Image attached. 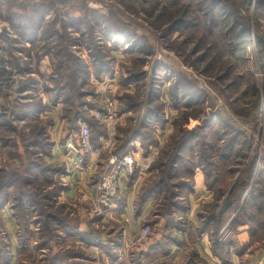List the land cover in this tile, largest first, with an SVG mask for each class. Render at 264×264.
<instances>
[{"label":"rangeland","instance_id":"obj_1","mask_svg":"<svg viewBox=\"0 0 264 264\" xmlns=\"http://www.w3.org/2000/svg\"><path fill=\"white\" fill-rule=\"evenodd\" d=\"M214 1L0 0V170L18 175L0 203V264H264V207L243 210L252 189L264 206V0ZM53 30L80 67L46 55ZM107 99L113 139L95 118ZM83 126L94 152L80 158ZM187 131L194 151L173 162ZM126 149L140 167L104 201L98 184Z\"/></svg>","mask_w":264,"mask_h":264},{"label":"trees","instance_id":"obj_2","mask_svg":"<svg viewBox=\"0 0 264 264\" xmlns=\"http://www.w3.org/2000/svg\"><path fill=\"white\" fill-rule=\"evenodd\" d=\"M223 1H225V0H215L214 1V3H213V7L214 8H217L218 6H224V5H221L222 3H223ZM49 11V10H48ZM98 19H99V21H97L96 20V22H97V24H99L100 25V23L101 24H104L105 22H106V20H103L102 18H101V15L100 16H98ZM51 26H55L56 24H57V22L55 21V20H53L51 23ZM71 25L72 24H70V23H66V22H62V25H61V27L64 29V31H66L68 28H70L71 27ZM40 29H42V28H40ZM39 30H37V28L35 27V28H32V30H31V32H30V36H37L38 35V32ZM108 32L109 33H111L112 32V30H110V29H108ZM46 32L44 33V36H57V39H56V41H53L52 42V45H55V46H53V48H50L49 50H47L46 51V55H50V56H52V57H56V55H59V57H62V60H61V66L59 67V70L58 71H62L64 68H67V70L68 71H71L72 70V68H73V66H77V67H80V62H78L77 61V65L76 64H74V56H72V51H71V46L69 47L68 46V44H70V43H68L67 41H66V39H64V38H62V37H60V36H58V33L56 32V30H53V32L51 33V34H46ZM52 37H50V38H45V39H43V40H50V39H54V38H52ZM114 38H116L115 36H114ZM125 39V38H124ZM123 41H125V40H123ZM53 50V51H52ZM56 50V52H54ZM54 52V53H53ZM70 62V65L67 63V62ZM0 62H2L3 64H4V61L2 60H0ZM103 63H101L100 64V66H99V68H103ZM0 66H1V63H0ZM5 69V68H4ZM3 68H2V66L0 67V79H2V78H5V76H6V72H5V70H4ZM78 71H79V68H78ZM106 71V70H105ZM98 72V74H99V71H97ZM110 71H107V72H104V74L105 73H109ZM59 74H60V72H59ZM58 74V75H59ZM68 76V77H67ZM61 77L63 78V79H65L62 83H58V86H61V87H63V88H61V89H68V88H71L72 90H73V88H75V85L76 84H73V83H77V82H75V80L76 79H74V81L72 82V76L71 75H61ZM5 80V79H4ZM77 81V80H76ZM77 88V87H76ZM182 90H180V89H178V92H181ZM184 95H186V94H184ZM188 97V96H187ZM78 119L79 118H77L76 119V121H78ZM208 121V120H207ZM207 121H205V123L204 124H206L207 126L206 127H204L203 129H208L209 127H213L212 126V123L215 121L214 119H210L209 118V122H207ZM1 125V124H0ZM186 135V138H184L180 143H179V145H178V149H175V155H174V157H173V159H171L173 162L177 159V160H179V158H181V153L183 152H186V150L185 149H189V150H192V151H194V149L191 147V143H192V141H195V140H197V138L199 137L198 135H197V133L195 132V133H191V132H188L187 131V133L185 134ZM189 145V146H188ZM228 151L229 152H233L234 151V146L235 145H233V140H231L229 143H228ZM233 147V148H232ZM208 146H206V152H208ZM226 153L225 155L226 156H228L229 157V155H230V153ZM209 154V153H208ZM176 156H177V158H176ZM176 158V159H175ZM210 160V156L208 155L207 157H205V159L204 160H202V162H201V164H199L200 166L199 167H202V168H204L205 169V167H206V165L205 164H207V163H209V160ZM176 160V161H177ZM172 163V162H171ZM216 166V165H215ZM249 169V168H248ZM247 169V170H248ZM209 170L207 169V173H210V171L208 172ZM7 171H4V170H0V179H2L0 182H3V180L5 179L6 181H4L3 183H1L0 184V203H1V206L3 205V203H5V202H7V200H8V193L7 192H5L6 191V189H9V188H11V187H13L14 186V184H15V179H16V177H18V175L16 174V172L14 171V172H10L9 173V175H7V173H6ZM251 173V174H250ZM218 177H214V179H217ZM251 178H252V172H247V176H246V178L244 179V183H243V185H242V187H241V190H240V200H242V198L244 197V195L248 192V188H249V184H250V181H251ZM212 186V185H211ZM262 188L261 189H263V192H262V194H264V181H262ZM212 187H214V189H215V186H212ZM237 189V187L235 188V190ZM260 189V190H261ZM253 190V189H252ZM251 190V192H250V197H249V199H248V202L244 205L245 207H243V210H244V212L245 211H247L248 212V214H249V209L246 207V205L248 204V203H253V204H250V206H251V208H256V209H263V203H261V200H260V194H261V192H259V191H257L256 190V192H254V191H252ZM56 193H58V192H56ZM237 203V201H236V198H234V197H230V200L228 199L226 202H225V208L227 207V209H226V211H224L223 212V209H224V207H223V209L220 211V215L217 217V216H215V215H213L212 216V218H211V220L210 221H216V223H217V225H220L222 222H223V219H224V217L227 215V213H229L231 210H232V208L234 207V204H236ZM242 213H243V211H242ZM243 214H245V213H243ZM217 217V218H216ZM248 218H249V216H248ZM247 225V224H246ZM49 227V228H48ZM48 227L46 226V229L48 228V232H49V230L51 231V225L48 223ZM53 233V232H52Z\"/></svg>","mask_w":264,"mask_h":264},{"label":"built area","instance_id":"obj_3","mask_svg":"<svg viewBox=\"0 0 264 264\" xmlns=\"http://www.w3.org/2000/svg\"><path fill=\"white\" fill-rule=\"evenodd\" d=\"M95 118L99 124H101L109 136V139H113L117 130L120 118L117 114L116 103L107 99L105 106L96 112ZM80 152L83 155L92 154L93 151V141L91 138V130L88 126H83L80 131L79 138ZM159 149L153 148L149 155L144 159L145 167L148 168L149 165L155 160L159 155ZM140 167L139 160L136 153L126 149L118 155L111 158L109 165L106 167L107 173L102 177L98 184V190L104 201H107L115 195L117 183L120 182L124 177H130L137 173ZM147 233L141 234L138 238V242H141Z\"/></svg>","mask_w":264,"mask_h":264},{"label":"crops","instance_id":"obj_4","mask_svg":"<svg viewBox=\"0 0 264 264\" xmlns=\"http://www.w3.org/2000/svg\"><path fill=\"white\" fill-rule=\"evenodd\" d=\"M67 149H68V151H69V154H68V156H62V154H64L63 152H62V150H58V152H57V156L59 157L58 159H67V163L69 164V160H71L70 159V156H71V154H73V152L74 151H76V148H75V145L74 144H72V143H68L67 142ZM80 147H78V150H77V155L80 157V158H84L85 157V155H83L81 152H80V149H79ZM72 161H74L73 159H72ZM73 163V162H72ZM72 163H70V164H72ZM87 170L88 169H83V173L80 175V176H78L77 177V180H76V182H79V181H85L86 180V177H87V175L85 174L86 172H87ZM75 181V180H74ZM71 193H75V190L74 191H71ZM133 228V227H132ZM174 251H176V249H174ZM176 259H178V257L176 256L175 258H174V260H176Z\"/></svg>","mask_w":264,"mask_h":264}]
</instances>
